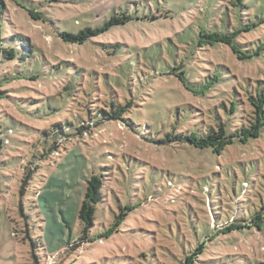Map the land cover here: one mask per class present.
I'll use <instances>...</instances> for the list:
<instances>
[{"label": "rangeland", "instance_id": "1", "mask_svg": "<svg viewBox=\"0 0 264 264\" xmlns=\"http://www.w3.org/2000/svg\"><path fill=\"white\" fill-rule=\"evenodd\" d=\"M5 1L0 264H183L212 235L194 263L264 264V212L252 230L224 234L264 207V129L217 153L173 141L248 123L250 98L264 91V0ZM112 17L127 23L83 45L59 36ZM237 30L234 44L252 59L206 43L205 35ZM14 36L28 47L6 61L1 49ZM92 175L103 200L90 237L133 211L120 232L86 241L78 214Z\"/></svg>", "mask_w": 264, "mask_h": 264}, {"label": "trees", "instance_id": "2", "mask_svg": "<svg viewBox=\"0 0 264 264\" xmlns=\"http://www.w3.org/2000/svg\"><path fill=\"white\" fill-rule=\"evenodd\" d=\"M22 8H25V7H22ZM7 10L8 9L6 5V1L0 0V21L5 16ZM32 12H33L32 10L29 11L31 17L34 18L35 16ZM124 20L127 21V18L125 17V18L118 19L117 17H112L111 20L107 21L101 28H84L80 30L78 34H74L72 32H62L59 36L64 42L83 45L88 40H91L94 37H98L102 35L103 33L108 31L110 28H112L115 25L126 24L127 22H123ZM250 27L251 26H247L246 29L250 30L251 29ZM240 31L241 30H237L233 34L226 35V36L219 35V34L205 35V37L208 39V42L206 43L210 45H215L217 43H223L225 45L232 47V50L235 52V54H237L238 56H242L240 59L242 60L252 59L254 57L252 53L250 52L243 53L238 48V46L234 44V39L235 37H237ZM14 39H15V42L12 41V43H7V47L4 46L1 49L2 58L6 61L17 60L18 59L17 51L25 50L28 47L27 44H24L23 38L14 36ZM11 40H12L11 37L7 38L8 42H11ZM204 43L205 41H201L202 45ZM10 44H15L16 47ZM250 103H251V106L254 108V111L252 112L251 117L248 120V123L242 129L238 130L235 133L229 134L224 124H221L218 128L212 127V129L208 131L206 136H200L198 133L193 132L185 136H180V137L175 136L173 137V141L178 140L181 143L182 142L187 143L189 145H193L200 149L211 148L214 150L215 153H217L216 148L220 144L233 143L235 140L245 143V142H248L250 139H257L261 136L262 131L264 129V91L259 92L256 95V97L254 96L251 97ZM235 107L236 106L233 104V110L235 109ZM123 112H125V108L121 110V113ZM100 114L98 117H101L102 118L101 120L103 119L107 120V115L105 112H103L104 117L100 116ZM113 119L128 122V120L122 119L120 117H115ZM93 120L94 118L90 119L88 121V124L91 125ZM86 126L87 125L84 123V121L80 122V127H86ZM56 128H59V130H63L64 132L67 131L66 132V135H68L67 137L73 136L68 133V131L71 129L70 125H67V126L58 125V127ZM63 131H60V133ZM56 134L57 133H54V135ZM55 145L51 147L50 150L53 151L55 149ZM29 180H30V174L26 176L23 182L22 192H21L22 194L25 192ZM102 187H103V182H102L101 177L98 175H92L90 179L86 181V192L84 194V199L81 203L79 214H78L79 221L83 228L84 239L86 241H88L89 239H93V238H102V239L110 238L115 233L120 232V228L126 221L129 213L133 211L132 207L127 206L126 209L122 210L120 215L116 217L115 222L109 229L101 232L97 236L90 237L89 232L95 226L96 206L100 204L103 200L102 193H101ZM263 212H264V207H261L260 211L259 212L257 211L255 213L256 216L255 217L254 215L252 216L254 218H250V219L241 218L239 220H236L233 223H230L226 227L227 232H225L224 234L232 232L234 229L236 231H240L243 234L245 233L244 231L252 230L249 227L250 222H252L256 217L257 219H260ZM255 224L257 223L255 222ZM214 238L216 237L212 235L207 240H202L201 243L195 245L196 246V248H194L195 250L191 249L190 247L189 251L185 254L186 257L183 261V264H196L193 262L194 257H198V255H202L206 249L207 244L209 245H212L213 243L215 244L216 239ZM208 248H210V246Z\"/></svg>", "mask_w": 264, "mask_h": 264}]
</instances>
